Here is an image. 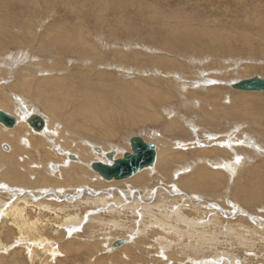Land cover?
Wrapping results in <instances>:
<instances>
[{
	"label": "rangeland",
	"instance_id": "1",
	"mask_svg": "<svg viewBox=\"0 0 264 264\" xmlns=\"http://www.w3.org/2000/svg\"><path fill=\"white\" fill-rule=\"evenodd\" d=\"M8 1L13 3L5 6L4 3ZM245 2L254 5L262 4V6L250 8L244 14L243 9L241 10V7L238 4L236 5V0H231V2L230 0H173L165 4L160 3L159 7L162 8L160 12L154 11L155 7L150 6L147 0H0V24L5 27V24L14 19L18 24L17 27L11 29L10 34L0 35V91L4 90L6 98L10 97L9 99L13 102L9 109L0 106V110L18 117L17 110L19 111V107L16 105L17 101L14 96L19 97L20 92L13 90L12 86L15 83L25 82L24 79H19L25 74L15 68L16 64L30 65L36 63L35 65H37L38 61L44 62V54L36 52L35 49H38L42 39L48 33L55 35V37L62 36L65 40L64 44H71L67 41L69 40L68 35L74 36L75 32L80 29H86L87 31H83L81 35L89 38L87 32L90 30L93 34L90 35L92 36L90 40L94 41L95 39L94 42L99 43V47L103 50L101 52L106 55L104 57L111 58L117 52L129 56L128 58L119 59L118 55H115L113 59L106 60L109 63H103L105 68L100 67L103 73H107V83L104 88L110 95V98L107 99H110V103H112L108 110L114 109V106L117 105L116 107L121 109L120 111L130 114L133 120L139 118L137 112L143 108H145L144 112L147 113L159 110L163 117L162 122H139L135 125H123L120 128V133H117V136L111 139L105 138V135L102 134L99 136L104 139L88 138L83 133H81V136L75 137L78 143H80L82 137H87L89 141L102 148L103 151L116 150L119 157L122 156L123 152L131 151L129 140L132 136H141L157 146V160L154 167L146 168L131 178L118 181H107L88 166L92 161L107 162L106 157L98 160L95 156H103L102 152L98 151L94 152L95 154L84 155L85 170L88 171L92 181L96 180L94 182L100 184L99 190L103 188L101 192L94 195L109 194L114 201L109 204L108 208L99 202L96 205L92 203L89 205L79 204L78 202L70 205L69 199L75 198L76 201H80V197H84L79 192L72 194L75 192L73 190H69L68 194L66 193L69 198L63 196L59 200L49 199L46 196L47 194L42 192V188H40V190L38 189L41 192L38 194L39 197L37 196L38 198L36 197L35 201L25 204L17 200L20 195L17 198L8 196V192L0 189V200L5 202L2 209L7 212L6 210L12 207V203L18 201L20 207H23V205L26 207L27 220L35 219L44 224L42 234L47 239L45 241L40 240V242L38 239H30L29 242L25 240L22 243L18 227L9 216H3L4 212L0 209V250H2L0 251V264H230L232 261L237 264H264V92L237 90L232 88L234 81L233 83L231 81L253 77L264 78V57H258V59L253 57L250 45L245 44L248 42V35H255L261 29L254 25H258L259 22L261 24L264 21V0H247ZM226 3H229L231 7L228 6L227 8ZM223 4L226 7H223ZM35 12H37V15L26 19L27 15ZM151 18H156L153 20V24L150 22ZM230 18L231 20H229ZM18 20H20L19 23ZM21 20L23 22L29 20L31 26L20 27ZM98 25L101 27L103 25L104 29ZM253 26L257 28L254 32L251 30ZM109 28L114 32L116 30V37L109 38ZM215 31L218 34L216 40L213 39V43L206 47V42L203 43L204 39L214 37ZM175 33L182 41L187 40L189 44L197 45L201 51L207 52L220 49L219 54L217 52L218 56L201 54V56L184 58L171 50L163 52L165 49H163L161 42L164 43L169 41V38H175ZM11 34L14 35L13 41H16L18 45L12 46L10 44ZM227 40L228 42L225 43ZM28 42L32 44L27 47ZM157 42L158 44H156ZM251 42H254L252 44L255 46L252 47L256 52L258 50L257 42L259 41L252 40ZM49 59L56 62L54 58ZM159 60L163 66H159V64L152 65L154 61L159 62ZM190 60H194V62L191 63ZM51 61H49V64H54ZM86 62L84 60V62L79 63L76 57L72 56L62 61L66 67L74 69L71 72H77L75 69L80 68L79 72L81 74L84 72V75L87 68H83L85 67L83 64ZM179 63L186 65L183 68L184 71H178ZM124 67L129 68V70L125 71L122 69ZM43 75L46 78L48 76V74H38L34 79L36 81H33V83L40 82ZM61 75L66 76L65 73ZM84 75L82 74V77ZM202 78L206 80V84L211 80L213 86L204 85L202 82L197 84ZM78 80V78L75 80L77 84H79ZM138 84L149 85L152 90H160V95L169 91L168 99L164 102L166 104L153 110L139 104L135 101ZM127 88H133V92L126 94ZM7 90H10V92L6 93ZM113 91L123 92V95L120 97L115 96L112 94ZM124 94H126V97ZM144 94L147 93H139L140 96ZM242 94L247 95L246 98L236 99L237 95ZM21 97L23 98V96ZM1 98L4 97L1 96ZM25 98L32 104L31 109L32 107L39 109L42 116L53 125V128L57 124L64 123V114H54L51 109L38 100L37 96H25ZM127 102L133 104L134 111L130 112L127 109ZM170 112L172 113L168 115ZM172 116L180 119L182 124L177 123L178 125H175L174 129L168 130L167 124ZM26 126L29 128L30 125L26 123ZM9 129L0 123L1 131H13ZM65 132L62 134L63 137L68 136ZM34 133L36 134L37 131ZM31 134L33 133H29L28 136L30 137ZM247 135L249 138L246 137ZM46 143L50 145L47 139ZM162 143H166L167 146ZM222 143L231 144V146ZM6 145L8 148L11 146V149H5L4 146ZM104 146L106 147L105 150L103 149ZM81 148L76 146L71 150L82 155L84 152L81 151ZM12 149V141H3L0 138V159L10 155ZM89 149L92 150L91 147ZM166 149H169V151L163 155V151ZM57 150L55 149L56 156L52 158V161H54L53 165L59 166V170L54 169L53 165L50 166V164V167L47 168L48 163L42 161L41 157L39 160L42 165H45L48 172L53 170L56 173L55 176L49 173L51 177H59L61 169L67 170L69 168L67 166L69 160ZM117 155L116 157H118ZM20 158L14 157V160L23 163L24 160ZM63 158H66V162H61ZM226 160L238 163L237 170H235L236 174L234 172L229 173L223 165L220 167V164ZM39 162L30 164L35 165ZM210 163L211 165H208ZM216 164L219 165L216 166ZM40 170L41 175L46 174L44 169L40 168ZM144 171L149 172V174L145 173L134 179L135 176ZM151 172H153L152 175H155L152 176ZM156 177L160 179L159 184L154 180ZM131 184L137 186L147 184L152 190L157 191L159 189V194L161 193L159 202L161 203L154 202V200L149 202L148 204L152 206L147 208L148 214L144 213L141 208L135 209L137 211L130 208L126 209L128 205H132V208L135 207L132 201H121V206L119 205L116 208L117 211L112 210L110 207H115L114 205L117 204L115 201L118 202L116 198H121L120 189L132 187ZM39 185L43 187L50 186L40 182ZM78 188L91 190L93 187L92 185H86L85 188L84 186H78ZM47 190L53 191L50 187ZM172 190L173 192L169 193ZM42 193L44 194L42 195ZM203 193L206 194L203 195ZM193 194L198 195L199 201L202 203L208 205L211 203L214 213L211 210L208 211V209L202 211V207L194 210V206H185V201L190 200ZM37 201L56 206V208L59 207L58 209L61 208L63 211H58L56 208L50 211L46 210L43 207L41 208ZM72 205L77 206L72 207ZM170 205L174 207H170ZM235 209L241 211L236 212ZM172 212L173 214L176 213V217L173 216ZM70 215H77L81 218V221H85V224L84 221L82 223L81 221L78 222L77 227L79 230H75L74 235L70 230L74 226L70 227L67 222L71 219ZM81 215H84V217ZM188 219H195L196 222L191 223H196L198 229L200 227L206 229L205 224L208 223V231L217 227L212 237V239H216L213 242L209 241L210 244L206 243V245L200 243L198 237L187 234L185 236L180 232L171 230L172 224H181ZM256 219H262V221L257 220L258 222H256ZM63 220L67 222H65L67 225ZM159 221L164 223H162V229L157 224ZM189 223L178 225V228L191 230L188 228ZM210 223L215 224V226L212 225L211 227ZM140 230H142L141 233H139ZM134 232L138 234H135V237L133 236ZM120 239H124L125 243L117 247L112 246L113 242ZM50 245H53L59 251L57 253L55 251V254L47 252L51 247ZM34 252L35 255L33 254V257H30V254Z\"/></svg>",
	"mask_w": 264,
	"mask_h": 264
},
{
	"label": "bare ground",
	"instance_id": "2",
	"mask_svg": "<svg viewBox=\"0 0 264 264\" xmlns=\"http://www.w3.org/2000/svg\"><path fill=\"white\" fill-rule=\"evenodd\" d=\"M166 1L167 0H151V1L147 0V2L150 3V6H152L153 8L155 7V10L154 11H158V12H160V10L162 9L161 6L159 7V4L160 3H164L165 4V3H168V2H172L173 0H169L168 2H166ZM245 1H247V0H239V1L236 0V2H237L236 5L238 4V6L241 7V10L243 9L244 14L246 12H248V10L250 8L262 6V4L254 5L253 3H250V2L249 3L248 2L246 3ZM230 2H231V0H230ZM244 2H245V4H243ZM11 3H13V2L8 1V2H5L4 5L6 6V5L11 4ZM224 4H225V2H224ZM224 4H223V7H226V6H224ZM226 4H227V8H228V6L231 7L229 5V3H226ZM189 6H191V5H189ZM164 7H165V5H164ZM175 8H176V6H175ZM239 10H238V12H239ZM163 12H165V11H163ZM220 14L222 15V13H220ZM235 14H237V13H235ZM33 15H37V12H35L33 14L27 15L26 16V19L31 18ZM229 15H232V14H229ZM116 16H117V14H116ZM139 18H141V17H139ZM139 18H137V19H139ZM154 19H156V18H151V20H150L151 24H153V20ZM224 20L226 21V19H224ZM229 20H231V18ZM252 21H253V19H252ZM19 22H20V20H18V23ZM205 22H206V20H205ZM254 22L257 23V21H255V20H254ZM30 23L31 22H29V20H25L24 22L21 20L20 27H22V26L30 27L31 26ZM250 23H252V22H250ZM259 23H258V25H254L255 23L253 25L254 26H258V29L259 28H261V29L257 33L255 32L256 33L255 35L254 34L253 35H248V42L245 43L246 45H250V47H251V49L253 51V57H255L257 59H258V57H264V45H263L264 42L262 43V39H264V21L261 24H259ZM17 25L18 24L15 21V19L14 20H11L8 24H5V27L2 26V24H0V31H2V32H0V35L1 34H10L11 29L17 27ZM103 25H104V23H103ZM103 25H102V27L100 25H98V26H100L102 29H104L103 28L104 27ZM207 25H209V24H207ZM254 26L252 27V29L250 28L252 30V32L256 31V29H257V28H254ZM7 27H9V28H7ZM161 27H163V26H161ZM150 28H152V27H150ZM155 29L157 30L156 27H155ZM83 31H87V30L86 29L85 30L84 29H80L78 32H75L76 35L74 34V36L68 35V39L69 40H67V41L69 43H71V44H64L65 43V40H64V38L62 36L55 37V35H52V34L48 33L46 35V37H44L42 39V42L39 44L38 49L37 48L35 49L36 52H41L42 54H44V56H45L44 57V60H45L44 62L38 61L37 65H35L36 63L35 64H30V65H26V64L19 65V64H16V67L15 68L16 69H19L20 71H22L25 74L23 77H19V79H24L25 82H23V83H15L12 86L13 90H17V91L20 92V96L19 97L14 96L15 97V100L17 101L16 102L17 103L16 105L19 107V111H18L17 110V107L15 106V109L17 110V113H18V117H16L17 120H18V122L16 124L17 126L15 125L16 127L14 129H9V130H13L11 132H8V131L4 132V131H1L0 130V138L3 141L4 140H10V141L13 142V149H12V151L9 150V151H11V154L8 155L5 158L0 159V183L2 184L0 186V189L3 190V191L8 192L7 193L8 196H15L17 198V196L20 195L19 196L20 198H17V200L20 201L21 203L24 202L25 204L26 203L28 204L29 202L35 201L36 200L35 198L38 196V194L41 193V192L38 191V189L40 190V188H42L41 189L42 192H44L45 194H47L46 196L49 199L55 198V199L61 200L63 196H66L67 198H69V195H67L68 194L67 192L69 190H73V192L74 191L75 192L72 193V194H76L77 192H79L80 195H83L84 197H82V198L80 197V199H79L80 201H76L75 198L74 199H72V198L69 199L70 200L69 201L70 205L71 204H75L76 202H78L79 204H88L89 205V204L92 203V204L96 205L99 202L101 205L106 206L108 208L110 206L109 204H111L114 201L111 199V197L109 196V194H104L103 193V194H100V195L97 194L98 196L94 195L95 193L101 192V190L103 188H101V190H99L100 189V184L97 183V182H94L96 180H93V181L91 180V176L89 175L88 171L85 170L86 169V167H85V165H86L85 163L86 162H84L83 160H85V158H84V155L85 154H89V153L90 154H95L94 152H98V149H100L102 151V155H103V156H101V155H95L98 160H102L103 157L105 158L106 157V154L108 152H112L113 151L115 153V155H117V151L116 150L103 151L102 148L98 147L96 144H93L91 141H89L88 138L94 137L96 139H104L101 136H99V135L102 134V135H105V138L111 139V138L117 136V133H120L119 132L120 131V128L123 127V125H128V124L129 125H135L136 123H139V122H142V123H145V122L146 123L147 122L148 123L149 122H153L154 123V122H162L163 121L162 113H160L158 109H157L158 111L153 110V109H155L157 107L164 106L166 104L164 102L168 99L169 91L164 92L163 95H160V90L159 91L152 90V89L149 88V85H144V84H138L137 85L136 90H138L137 91L138 93H137V95L135 97V101H137L142 106H147V107L152 108L153 112H151V113L144 112L145 111V108H143L140 111L137 110V111H139V112H137L138 115H139V118H137V119L134 118V120H133L132 117H130V114L128 115L126 112L120 111L121 109H119L118 107H116L117 106L116 104H115L116 106H114V109L108 110L110 108V106L112 105V103H110V99H107V98H110V95L105 91V88H104L106 86V83H107V73H103L101 71L100 67H104L103 63L104 62L109 63L106 60L113 59L115 57V55H118L119 59L128 58L129 56L124 55L122 52H117V53H114L115 55H112L111 58L104 57L106 55H103V53L101 52L102 48L99 47V43L97 41L94 42L95 39H94V41H91L90 40V37H92V36H90L92 34V32L90 30H89V32H87L88 33L87 36H89V38H87V37L81 35V34H83ZM140 31H141V29H140ZM108 32H110V37L108 36L109 38H113V37H116L117 36L116 30L114 32V31H111V28H109ZM252 32H250V33H252ZM87 33H84V34H87ZM94 34H96V33H94ZM214 34H215L214 37H206V39H204L205 41H203V43L206 42V44H205L206 47H208L209 45H211L213 43V39H215L216 36H218V34H216V31L214 32ZM175 35H176L175 38H173V37L172 38H169L170 40L167 41V42L162 43L160 41L161 42V45L163 46V49H165V51H163V52H169V50H171V51H174L179 56H182L184 58H188V57H191V56H201V54H204V55L207 54L209 56H215V57H217L218 54H219L218 51H220V49L213 50V51H207V52L206 51H203V50L201 51L197 47V45H196L197 43L196 42H195L196 44L194 43L196 46H193V45L189 44L187 42V40L186 41H182L181 38L176 33H175ZM157 36L159 37V35H157ZM253 36H255L257 38H255ZM13 37H14V35L11 34V36L9 38L10 44L12 46L18 45L16 41H13V39H12ZM11 39H12V41H11ZM252 40L259 41V42H257L258 43V45H257L258 46V50L256 52H254V48L253 47L255 45H253L254 42H251ZM45 41H47V42L45 43ZM226 42H228V40L225 41V43ZM28 43L29 44L26 45L27 47L32 44L31 42H28ZM101 43H102V41H101ZM222 43H223V41H222ZM156 44H158V42ZM198 46H200V44H198ZM70 49H72V50H70ZM217 52H218V54H217ZM223 53H225V52H223ZM71 56L72 57H76V60H78L79 63L80 62L81 63L84 62V60L87 61L85 64H83L85 66L83 68H87V70L85 72V75H84V72L82 73L84 75L83 77H82V74L79 72L80 68L79 69H75V71H77V72H74L73 73V72H71V70L73 68L71 69L69 67H66V65L64 63H62V61L64 59H67V57H71ZM228 56H230V55L228 54ZM49 58H54L56 60V62H58V63H56L55 61L52 62L51 59H49ZM46 60H48V61H46ZM49 61H51L54 64H49ZM190 62L193 63L194 60H190ZM155 64H159V66H161V65L163 66V64H161V61L160 60H159V62L158 61H154V63L152 65H155ZM46 65H49V66H46ZM170 67H172V66H170ZM185 67H186L185 64L179 63L178 71H184L183 68H185ZM67 68H69V69H67ZM76 68H78V67H76ZM172 68H174V67H172ZM122 69H124L125 71L129 70V68L127 69V67H124ZM73 71H74V69H73ZM131 71H132V69H131ZM64 73L66 74V76L63 77L61 74H64ZM88 73H91V74H88ZM38 74L39 75L40 74H48V76L46 78L45 75H43L42 76V79L40 80V82H38V83L35 84V83H33V81H36L34 79H35L36 75H38ZM29 78H31L32 80L29 79ZM77 78L79 79L78 80V83L79 84H77L76 81H75V80H77ZM231 81H232V83H233V81H234V83H236V82H239L241 80H231ZM0 82H1V80H0ZM201 82L204 83V85L213 86V85H211L212 84V81L211 80H209L208 83L206 84L205 83L206 80L204 78H202V80H200L197 84H200ZM131 91L133 92V88H127L126 89V94H129ZM9 92H10V90H7L6 91V93H9ZM140 92H146L147 94H144L143 96H140L139 95ZM246 92H248V91H246ZM112 94L115 95V96H119L120 97L121 95H123V92L120 93L118 91H113ZM126 94H124L125 97H126ZM12 95H14V94L12 93ZM34 95L37 96L38 100L41 103H43L46 107H48L49 109H51L54 112V114H56V115H58V114L59 115L64 114V117H65L64 118V123L63 124H57V126L53 128V125L47 119H45L42 116V114L40 113L39 109H35L34 107H32V109H31V105L32 104L29 101H27V99L25 98V96H32L33 97ZM1 96H3L4 98H1ZM8 96H9V94H8ZM21 96H23V98ZM246 96L247 95H244V94L237 95L236 96V99L237 98H240V97L246 98ZM9 98H6V94H5L4 90L0 91V106L9 109L10 108V105L13 104V102ZM253 98H255V97H253ZM256 98H259V97H256ZM15 100H14V102H15ZM122 100H123V98H122ZM126 107H127V109L130 110V112H132V111L135 110L133 104H131L130 102H127ZM233 108H236V107H233ZM222 112H223V110H222ZM171 113L172 112H170L168 115H170ZM131 114H133V113H131ZM33 115H40V116H42L43 119L46 122V125H45L44 129L41 130V131H37L36 134H38L40 132L38 135H36L34 133V132H36L35 129H32L30 126H29V128L26 126V123H28L27 120L29 118H31ZM127 116H129V117H127ZM136 117H137V115H136ZM169 119H170V122L167 124V127H169L168 130L174 129L176 127L175 125H178L177 123H181L182 124V121H180V119H178L176 116H172ZM64 131L67 132V135H68L67 137L66 136H64V137L62 136V134H64ZM95 132H97V133H95ZM29 133H33V134H31V136L29 137L28 136ZM81 133H83L88 138L87 137H82L80 143H78V142H76L75 137L76 136H81ZM154 134H157V133H154ZM259 136L262 137L260 134H259ZM246 137H248V135ZM61 138H63V139H61ZM46 139L48 140V142H49L50 145H47ZM56 139H57V141H56ZM24 140H26V141L24 142ZM62 143H63V145H62ZM162 144L164 146H167L166 143H162ZM222 144H224V143H222ZM224 145H226V144H224ZM68 146H69V148H67ZM76 146L82 147L81 148V151L84 152L82 155L79 154V153H77L74 150H71V149L75 148ZM228 146H231V144L228 145ZM89 147H91L93 151L91 149H89ZM9 148L11 149V146H9ZM55 149L56 150L58 149L57 151L61 152L60 154H63L62 156H65L69 160L68 165H67V166H69V168L67 170L61 169L60 172H59L60 175H58L59 177H51V176H49V173H50V175L52 174L53 176H55L56 173L53 170H52V172H48L45 169V165H42L39 162L40 157H41L42 161H45V162L48 163L47 168H49L50 166H52L53 165V162H54V161H52V158L54 156H56ZM96 149H97V151H96ZM103 149L105 150L106 147L104 146ZM119 149H121V148H119ZM119 149H117V150H119ZM9 151H7V152H9ZM168 151H169V149L164 150L163 151V155L167 154ZM3 152H5V151H3ZM160 152H161V149H160ZM124 153L125 152H123L122 155ZM3 155L6 156L4 153H3ZM20 155H22V156H20ZM73 156H75L76 159H71V157H73ZM14 157H17V158L21 157L20 159L21 160H24V162L23 163L17 162V161L14 160ZM66 158H63L61 160V162H64V161L66 162ZM115 158H120V157L119 156L118 157L115 156ZM72 160H75V161H72ZM226 161H223L220 164V167L223 165L224 169H226L229 173L231 172V174H232L234 172V174H236L237 172H235V170H237L238 163H236L235 161H229V162L228 161L226 162ZM35 162H39V163H37L35 165H31L30 164V163H33L34 164ZM95 162H101V161H95ZM75 163L77 165H74ZM92 163H93V161L90 162L89 165H88L90 168H91V164ZM103 163L111 164V162L108 161V160H107V162H103ZM49 164H50V166H49ZM208 165H211V163L208 164ZM217 165H219V164H216V166ZM230 165L232 166V168H231ZM33 167H36V168L35 169H32ZM52 167L54 169H58L59 168V166H57V165H53ZM40 168L44 169V172H46V174L41 175L42 173H39V171H41ZM145 173L147 175L149 174V172H145L144 171V172L140 173L139 175L135 176L134 179L140 177L141 175H143ZM152 173L153 172H151V175H152ZM154 175L155 174H153L152 176H154ZM93 179H95V178H93ZM154 180H156L157 183L160 181V179L158 177H156ZM232 181H233V179H232ZM39 182L41 184L44 183V184L50 185V186H44L43 187V186L39 185ZM34 184H36V185H34ZM32 185H34V186H32ZM77 185L78 186H84V188H85L86 185H92L93 188L91 190H88L87 188H85V189L78 188ZM63 186H65V187H63ZM131 186L132 187H128L127 189H122V190L120 189L121 193L120 192L119 193L121 194V198H119V197L116 198V200L118 202L115 201V203H117L116 205H114L115 207H110L112 210L117 211L116 208H117V206H119L121 204L120 203L121 201H126V202L132 201L133 202V205L135 207L132 208V205H128V207L125 206L126 209H129L130 208L132 210H135V209H138V208L140 209L141 208L144 213H147L148 214L147 208H149L150 206H152V205L148 204L149 202H152L154 200V202L161 203V202H159V200H161V193L159 194V192H160L159 189H157V191L152 190V188H150L147 184H143L142 186H137V185L131 184ZM134 186H135V188H134ZM49 187L51 189H53V191L52 190H47V188H49ZM179 191H181V190H179ZM87 192H89L90 194L87 193ZM166 192H168V191H166ZM172 192H173V190L172 191H169V193H172ZM22 193H24V194H22ZM44 193H42V195ZM48 193H52V194H48ZM108 193H110V192H108ZM181 193H182V191H181ZM111 194H112V192H111ZM204 194H206V193H203V195ZM30 195H32V196H30ZM194 195H196V194H193L192 195V198L190 197V200H186L185 201L186 202L185 204L183 202L182 203L185 206H187V205L188 206H194V210L195 209L198 210L199 208L202 207L203 208L202 211H204L205 209H208V211L211 210L214 213V210H213V208L211 206V203H210V205H208L206 203H202L201 201H199L198 195H196V196H194ZM32 197H34V198H32ZM162 199H165V198H162ZM185 199H186V197H185ZM18 201L16 203H12L13 204V205H11L12 207H10L8 210H6L7 212H5L2 209V206L5 205V202L3 200L2 201L0 200V209H2L3 210L2 212H4L3 214L2 213L1 214L3 216H9L13 220V223L18 227V229L20 231L19 232V235H21V237H22V243L25 240H28V242H29L30 239L31 240L32 239H38L39 242H40V240L41 241L47 240L46 237H44L43 234H42L43 233L42 230H43V225L44 224L42 222L38 221V220H35V219L34 220H31V219L28 218L29 220H27V217L28 216H26V212H25L26 207L24 205H23V207H20ZM37 202L39 203V206H41V208L43 207L44 209L49 210V211L50 210H54V208H56V206H51L50 204H46V203L39 202V201H37ZM67 206H69V205H67ZM75 206H77V205H72V207H75ZM163 206H165V205H163ZM171 206L172 205H170V207ZM217 206H218V204H217ZM172 207H174V206H172ZM179 207H180V205H179ZM58 208H56V210ZM122 208H124V207H122ZM162 208H164V207H162ZM185 208H187V207H185ZM59 210H62V209L60 208V209H58V211ZM178 210H179V208H178ZM135 211H137V210H135ZM235 211L238 212V211H241V210H236L235 209ZM173 212H172V214H173ZM198 213H200V212H198ZM142 214L140 215V217L142 216ZM203 214H204V212H203ZM65 215H67V214H65ZM70 216H71V219L67 220V222L69 223L68 225L70 227L71 226H74V227H71L70 228L71 232H73V235H74L75 234V230H79V228L77 226H78V222L81 221V218L78 217L79 214H78V216L77 215H75V216L70 215ZM81 216L84 217V215H81ZM173 216L176 217V213H174ZM36 218H38V217H36ZM140 219H142V218H140ZM155 219H157V218H155ZM257 220L259 222L262 221V219H260V220L259 219H256V222H258ZM82 221H84V220H82ZM82 221H81V223H82ZM63 222H64V220H63ZM186 222H188V223L190 222L188 224L189 225L188 228L191 229V230H185L184 228L183 229L178 228V225H181V224L183 225L184 223L186 224ZM191 222H196V221H195V219L194 220H189L188 219L187 221H185L184 223H181V224H176V223L175 224H172L171 225V230H174V231H176L178 233L180 232L182 235H185V236L187 234V235H190V236H193V237H198V239L200 240V243H202V244H206V243L210 244L209 241H212L213 242V240L216 239V238L215 239L214 238L212 239V237L214 236V233L216 232L217 227L214 228V230H209L208 231L207 228L209 226V223L208 224H205L206 229L205 228H202L201 229V227H200V229H198L197 228L198 225H196V223H191ZM218 222H219V220H218ZM11 223H12V221H11ZM151 223H153V222H151ZM162 223L163 222H161V221H159L157 223L159 225V227H161V229H162V226L164 224V223L163 224ZM60 224H61V222H60ZM84 224H85V221H84ZM148 224H150V223H148ZM200 224H201V222H200ZM212 225L215 226V224H211V227H212ZM57 226H59V225L57 224ZM114 226H115V224H114ZM258 228H260V226H258ZM138 231H139V229H138ZM141 231L142 230H140L139 233H141ZM54 233H55V230H54ZM135 234H137V233L134 232V235H133L134 237L136 236ZM191 240H193V239H191ZM0 242H1V240H0ZM197 242H198V240H197ZM32 243H34V242H32ZM52 243H54V242H52ZM20 245H21V243H20ZM25 245H27V244L25 243ZM29 247H33V246H29ZM202 247H204V246H202ZM35 248H37V247H35ZM7 249H8V247H7ZM55 249H56V247H53V245H52L50 247V249L47 250V252H50L52 254H55V251H56V253H57V251H59V250H57V249L55 250ZM0 251H2V250H0ZM33 254L35 255V252L34 253H31L30 254L31 256L30 255L29 256L30 257H33ZM215 255H217V254H215ZM197 256H198V254H197ZM31 259H33V258H31ZM45 259L47 260V258H45ZM226 264H229V263H226ZM230 264H237V263L232 261V263H230Z\"/></svg>",
	"mask_w": 264,
	"mask_h": 264
},
{
	"label": "water",
	"instance_id": "3",
	"mask_svg": "<svg viewBox=\"0 0 264 264\" xmlns=\"http://www.w3.org/2000/svg\"><path fill=\"white\" fill-rule=\"evenodd\" d=\"M232 87L241 91L264 92V78L253 77L241 80L234 83ZM17 122L16 116L0 110V123L2 125L12 129ZM27 122L36 131L43 130L46 125L45 120L40 115H33ZM129 142L131 151L125 152L120 158H115L116 155L113 151L108 152L106 158L111 164L93 162L91 168L107 181H118L131 178L140 171L155 165L157 146L154 143L146 141L141 136H132ZM4 148L7 149L8 146H4ZM98 151L102 152L100 149ZM71 159H76V157L73 156ZM123 243H125L124 239L116 240L112 246H121Z\"/></svg>",
	"mask_w": 264,
	"mask_h": 264
},
{
	"label": "flooded vegetation",
	"instance_id": "4",
	"mask_svg": "<svg viewBox=\"0 0 264 264\" xmlns=\"http://www.w3.org/2000/svg\"><path fill=\"white\" fill-rule=\"evenodd\" d=\"M24 141H26V140H24Z\"/></svg>",
	"mask_w": 264,
	"mask_h": 264
}]
</instances>
